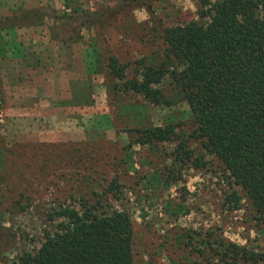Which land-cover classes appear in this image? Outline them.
<instances>
[{"label": "rangeland", "instance_id": "rangeland-1", "mask_svg": "<svg viewBox=\"0 0 264 264\" xmlns=\"http://www.w3.org/2000/svg\"><path fill=\"white\" fill-rule=\"evenodd\" d=\"M87 13L101 17L98 30ZM192 20L209 21L197 0H0V264L35 254L65 221L61 208L87 206L130 216L135 264H216L224 252L229 264H264V204L194 136L175 79L164 76L169 103L155 105L91 51L96 39L128 79L140 60L160 62L164 27ZM168 124L174 140L136 142Z\"/></svg>", "mask_w": 264, "mask_h": 264}, {"label": "trees", "instance_id": "trees-1", "mask_svg": "<svg viewBox=\"0 0 264 264\" xmlns=\"http://www.w3.org/2000/svg\"><path fill=\"white\" fill-rule=\"evenodd\" d=\"M72 1L64 0L66 9ZM197 2L199 17L209 21L164 27L160 62L140 60L128 79L124 78L127 64L113 55L102 60L96 39L91 51L104 61L109 77L155 105L169 103L158 85L170 73L196 123L194 136L260 206L264 204V0ZM259 9L261 18L256 15ZM110 11L112 16L119 12L116 4ZM74 13L77 9L65 15ZM88 15L89 25L98 30L101 17ZM139 133L138 144L176 137L173 124L148 126ZM183 145L178 144V152ZM58 214L65 219L60 229L47 234L35 254L20 256L19 264H135L132 221L126 212L99 216L93 206H87L82 211L63 207ZM261 220L264 224V212ZM229 246L235 257L242 252L248 258L245 248ZM226 255L216 264H229Z\"/></svg>", "mask_w": 264, "mask_h": 264}]
</instances>
